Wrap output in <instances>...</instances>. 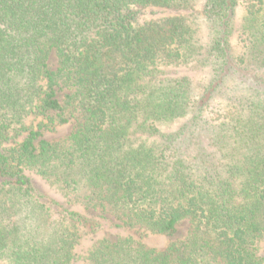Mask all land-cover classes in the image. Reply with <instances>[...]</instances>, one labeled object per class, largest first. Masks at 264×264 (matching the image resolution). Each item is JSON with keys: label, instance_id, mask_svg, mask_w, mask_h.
<instances>
[{"label": "trees", "instance_id": "1", "mask_svg": "<svg viewBox=\"0 0 264 264\" xmlns=\"http://www.w3.org/2000/svg\"><path fill=\"white\" fill-rule=\"evenodd\" d=\"M0 264H264V0H0Z\"/></svg>", "mask_w": 264, "mask_h": 264}, {"label": "rangeland", "instance_id": "2", "mask_svg": "<svg viewBox=\"0 0 264 264\" xmlns=\"http://www.w3.org/2000/svg\"><path fill=\"white\" fill-rule=\"evenodd\" d=\"M193 12H196L194 14L198 13V11L195 8L193 9ZM147 16L149 17L150 15L146 14V17ZM197 17L200 18V16H197ZM234 48L236 47L234 46ZM50 64H52V66L55 65V59L53 55H51L50 57ZM71 130H72V126L66 125V126L60 127L55 133H46L45 138L49 141L58 140L60 138L66 137L70 133ZM28 175L32 181L34 188L40 194V200L44 202L45 204H47L52 210H56L57 206L60 204H63V206L70 208V205H68L65 202V200L62 198L57 188H55L48 182H45L44 180L40 179V177L34 174L29 173ZM188 227H189L188 222L184 220L176 226V232L173 236L152 238L151 240L147 241V245L151 247H155L157 249H162L168 244V242L184 238L187 234ZM93 238L96 239L100 237L96 235H93L89 238L87 237V239L83 241L82 243V250L86 248V246H89L91 244V241ZM107 238L110 239L111 241L115 239L113 235H109Z\"/></svg>", "mask_w": 264, "mask_h": 264}]
</instances>
